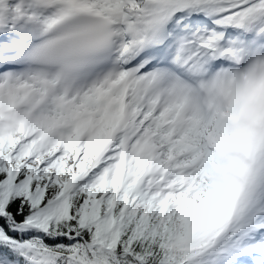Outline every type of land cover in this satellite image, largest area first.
<instances>
[{"label": "snow or ice", "instance_id": "snow-or-ice-1", "mask_svg": "<svg viewBox=\"0 0 264 264\" xmlns=\"http://www.w3.org/2000/svg\"><path fill=\"white\" fill-rule=\"evenodd\" d=\"M0 264H264V0H0Z\"/></svg>", "mask_w": 264, "mask_h": 264}]
</instances>
